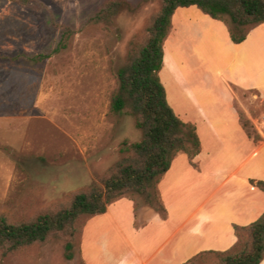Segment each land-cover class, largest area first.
I'll list each match as a JSON object with an SVG mask.
<instances>
[{
    "label": "rangeland",
    "instance_id": "374dc122",
    "mask_svg": "<svg viewBox=\"0 0 264 264\" xmlns=\"http://www.w3.org/2000/svg\"><path fill=\"white\" fill-rule=\"evenodd\" d=\"M107 1L0 0V217L11 224L56 213L72 193L101 186L127 156L124 148L142 140L135 118L111 105L119 90L117 71L146 43L163 0H125L132 11L110 24L93 23ZM230 29L228 18L178 10L164 41L162 82L185 124L198 129L197 123L230 110L245 135L259 141L264 98L240 81L243 66L229 46ZM68 30L66 48L41 62L29 60L52 53ZM254 33L264 37V23L249 27ZM191 164L197 167L195 159ZM124 198L135 205L137 225L157 213L138 194ZM247 241L241 233L229 252L244 249ZM106 243L103 248L112 247L111 239ZM64 246L56 235L10 254L0 248V264H85L79 244L72 260ZM219 262L218 254L206 253L190 264Z\"/></svg>",
    "mask_w": 264,
    "mask_h": 264
},
{
    "label": "crops",
    "instance_id": "0c3cea01",
    "mask_svg": "<svg viewBox=\"0 0 264 264\" xmlns=\"http://www.w3.org/2000/svg\"><path fill=\"white\" fill-rule=\"evenodd\" d=\"M259 36L248 34L243 43L229 41V46L243 66L238 76L244 89L264 98V37ZM167 99L174 109L168 93ZM197 124L203 145L195 157L197 167L180 153L158 185L166 218L152 213L137 225L132 201L113 202L106 214L84 227L80 247L85 264H190L202 254L233 250L242 229L264 215V191L257 185L264 182V127H258L261 139L252 141L230 110L225 117ZM108 238L112 247L105 249Z\"/></svg>",
    "mask_w": 264,
    "mask_h": 264
},
{
    "label": "trees",
    "instance_id": "16d2710c",
    "mask_svg": "<svg viewBox=\"0 0 264 264\" xmlns=\"http://www.w3.org/2000/svg\"><path fill=\"white\" fill-rule=\"evenodd\" d=\"M28 2V0H21ZM197 7L210 18L231 23L230 36L235 44L243 43L249 27L264 23V0H163L161 10L148 30L146 43L117 71L119 90L112 101V111L126 113L136 120L142 140L126 146L127 155L104 178L72 193L68 205L56 213H42L33 220L11 224L0 217V248L10 254L20 248L44 245L54 237L65 239L64 256L74 257V246L81 244L87 221L104 215L115 201L138 194L145 205L166 218V209L158 195V185L169 171L176 156L186 154L193 162L201 151L196 127L185 124L168 102L160 78L164 63V41L179 8ZM125 0H108L91 19L95 24H110L125 11H132ZM71 31H65L58 46L48 55L30 58L41 62L67 47ZM264 191V182H258ZM237 228V231H240ZM248 236L244 249L236 253H216L219 264H261L264 261V215L242 229Z\"/></svg>",
    "mask_w": 264,
    "mask_h": 264
},
{
    "label": "built area",
    "instance_id": "2783aa9c",
    "mask_svg": "<svg viewBox=\"0 0 264 264\" xmlns=\"http://www.w3.org/2000/svg\"><path fill=\"white\" fill-rule=\"evenodd\" d=\"M263 122H264V118H263Z\"/></svg>",
    "mask_w": 264,
    "mask_h": 264
}]
</instances>
